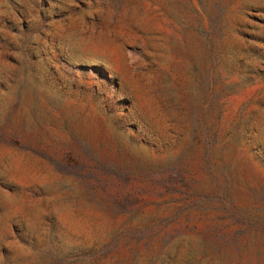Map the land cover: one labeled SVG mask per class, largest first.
I'll use <instances>...</instances> for the list:
<instances>
[{
    "label": "rangeland",
    "instance_id": "rangeland-1",
    "mask_svg": "<svg viewBox=\"0 0 264 264\" xmlns=\"http://www.w3.org/2000/svg\"><path fill=\"white\" fill-rule=\"evenodd\" d=\"M0 264H264V0H0Z\"/></svg>",
    "mask_w": 264,
    "mask_h": 264
}]
</instances>
